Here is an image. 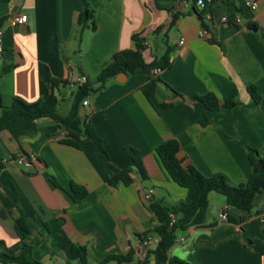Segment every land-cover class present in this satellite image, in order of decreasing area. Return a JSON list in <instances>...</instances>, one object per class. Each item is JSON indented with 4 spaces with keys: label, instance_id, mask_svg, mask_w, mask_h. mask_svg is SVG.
I'll return each instance as SVG.
<instances>
[{
    "label": "crops",
    "instance_id": "1",
    "mask_svg": "<svg viewBox=\"0 0 264 264\" xmlns=\"http://www.w3.org/2000/svg\"><path fill=\"white\" fill-rule=\"evenodd\" d=\"M15 2L0 0V96L6 105L14 97L28 103L55 99L57 113L71 123L65 128L42 118L35 122V135L16 139L9 131L0 133V264H11L9 258L22 248L27 262L82 264L71 244L87 247L90 264L131 250L135 261L145 251L144 238L159 237L153 233L159 222L144 193L154 190L152 200L168 206L187 198L156 153L168 140L179 142L184 166L206 177L223 174L234 186L249 181L250 158L256 150L264 152V0H213L203 19L190 13L191 0H87L96 29L88 26L81 34V0ZM175 13L182 16L172 25ZM21 16H27L26 23L16 21ZM204 28L206 38L200 36ZM138 34L145 41L146 63H160L134 76L120 74L101 92H84L85 100L82 87L100 88V72L114 54L134 50ZM162 36L165 44L154 52L148 40ZM170 48V65L162 69ZM84 76L87 83L80 86ZM252 86L263 98L260 103L249 93ZM233 92L232 109L209 111L195 100L213 93L223 101ZM87 125L103 150L86 136ZM134 150L142 156L147 179L133 168L130 186L112 187L109 181L132 167ZM73 184L86 188L88 196L74 202ZM222 212L227 221L219 217ZM262 213L264 197L246 211L229 207L213 192L206 224L179 231L169 257L191 264H264L253 244L264 241ZM21 218L30 229L23 240L16 231ZM156 248L149 249V264H169L149 255Z\"/></svg>",
    "mask_w": 264,
    "mask_h": 264
},
{
    "label": "trees",
    "instance_id": "2",
    "mask_svg": "<svg viewBox=\"0 0 264 264\" xmlns=\"http://www.w3.org/2000/svg\"><path fill=\"white\" fill-rule=\"evenodd\" d=\"M81 1L82 11L78 18V26L80 27L79 34L90 26V23L91 27L94 30L96 29L93 23V11L90 9L87 0ZM198 1L199 0H191L190 13L203 19V16L209 11V7L213 2L207 4V0H203L205 6L201 9L197 6ZM180 16L182 15L178 13L174 14L172 25H175ZM159 31H161V29H158L156 32L158 33ZM140 36L139 34L133 36L136 45L134 50L120 51L111 57L107 66L100 72L96 79V82L100 84V88L90 89L88 86H83L82 91L85 93L91 91L97 94L103 90L108 80L117 78L122 73H125L127 76H134L139 70L158 65L160 63L159 59H155L152 65L146 63L142 53L143 50L146 49L145 41ZM171 51V48L166 51L163 57L164 65H162V69L169 67V55ZM158 82L161 81H155V83ZM167 87L172 90L170 86L167 85ZM173 92L176 96H181L176 91ZM249 93L256 103H260L263 100L257 87H250ZM145 94L149 97L152 96L146 91ZM235 97L236 92H233L230 97L221 101L215 94L208 93L204 96L195 97V100L207 110L216 111L221 108H235L237 106ZM57 104V100L55 99H50L46 103L42 101L28 103L19 97H14L10 105H6L0 96V108L2 109V115L0 116V133L9 131L16 139L22 136L35 135L37 132L35 122L42 118H51L62 124L65 128H69L71 120L62 118L57 113ZM162 106L164 108H171L172 104H162ZM206 123L207 120L204 119L202 124L205 125ZM71 136L75 140L79 139L75 134ZM86 136L96 141L103 150L101 140L89 125L86 127ZM68 143L77 146L75 142L68 141ZM180 149L181 147L177 140H168L156 149V153L172 180L177 185L187 190V198L173 206H168L160 200H152L150 203V209L159 222L153 233H156L160 237V242L156 250L150 252L149 255L153 254L168 259L169 264H191L176 257H169V252L177 243V233L179 231L185 232L190 228H198L206 224L209 211V195L211 193L214 192L223 195L229 207L246 211L255 209L259 198L264 197V152L259 150L254 151V155L250 158L253 172L249 181L246 184L234 186L223 174L219 173L211 177H206L195 167L191 165L184 166L183 161L179 159ZM131 158L132 167L120 172L109 181L112 187H116L120 184L130 186L133 183V178L131 177L133 168L138 170L143 179H147L141 154L134 150ZM87 196L88 191L86 188L76 184L72 185L71 197L74 202H79ZM173 219L176 220V223L172 225L171 222ZM16 231L22 240L30 234L26 219L21 218L18 221ZM253 244L256 245V249L264 255V241H258ZM20 250L21 253L19 256L9 258L11 264H39L37 262H27V250L24 248ZM71 253L78 256L82 264H90L87 247L71 244ZM133 260L134 251L131 250L126 256H107L99 264H110L112 262L130 264ZM144 264H149V259L146 260Z\"/></svg>",
    "mask_w": 264,
    "mask_h": 264
},
{
    "label": "built area",
    "instance_id": "3",
    "mask_svg": "<svg viewBox=\"0 0 264 264\" xmlns=\"http://www.w3.org/2000/svg\"><path fill=\"white\" fill-rule=\"evenodd\" d=\"M213 2V0H207V4H211ZM189 6V4L187 2L184 3V7L187 8ZM197 6L200 7L201 9L204 8L205 6V2L203 0H199L197 2ZM257 2H253L251 4V8L253 10H256L257 9ZM18 23H26L27 21V16H21L19 18H17L16 20ZM224 22H227L228 19L227 18H224L223 19ZM237 23L240 22V20H237L236 21ZM200 36L201 37H204L206 38L208 36V31L204 28L200 31ZM2 37H3V30L0 28V59L3 57L4 55V47H3V41H2ZM185 40L184 39H181L180 41V44H184ZM157 73V71L155 72ZM78 84L80 86H83L87 83V78L84 76V77H81L80 79H78ZM88 102H85L84 105L87 106ZM30 161H33L35 162L37 159L36 157L34 156H31L29 157ZM23 159L21 158L19 160V163L22 164L23 163ZM154 195V190H149L148 192L144 193L143 195V200L147 203H151V200H152V197ZM219 217L224 220V221H227L228 220V216H227V213L226 212H222L220 213ZM260 220L262 222V224H264V213H262L260 215ZM174 223H176V220L173 219L171 224L173 225ZM160 242V238L159 237H154V236H146L144 238V241H143V247L145 248V251L141 252L137 259L133 262H131L130 264H143L146 260H147V256H148V252H149V249L153 246V245H158Z\"/></svg>",
    "mask_w": 264,
    "mask_h": 264
},
{
    "label": "rangeland",
    "instance_id": "4",
    "mask_svg": "<svg viewBox=\"0 0 264 264\" xmlns=\"http://www.w3.org/2000/svg\"><path fill=\"white\" fill-rule=\"evenodd\" d=\"M90 26H91V23H90ZM148 42L153 47L154 52H156V49H155L156 46H159L161 48L164 46V44H165V36H162V37H160L157 40L153 39V37H150ZM82 93H83V96H84L85 100H88V95H86L84 92H82ZM92 94H95V93L92 92ZM216 194H217V196L221 197L222 199H225V197L223 195H220L218 193H216Z\"/></svg>",
    "mask_w": 264,
    "mask_h": 264
},
{
    "label": "water",
    "instance_id": "5",
    "mask_svg": "<svg viewBox=\"0 0 264 264\" xmlns=\"http://www.w3.org/2000/svg\"><path fill=\"white\" fill-rule=\"evenodd\" d=\"M21 3H22V0H16L15 6H20ZM248 29L255 31L256 30V27L255 26H249ZM121 76H126V74L125 73H122Z\"/></svg>",
    "mask_w": 264,
    "mask_h": 264
}]
</instances>
